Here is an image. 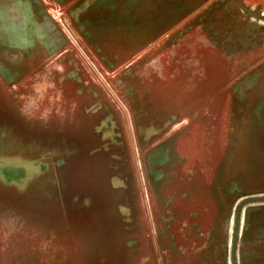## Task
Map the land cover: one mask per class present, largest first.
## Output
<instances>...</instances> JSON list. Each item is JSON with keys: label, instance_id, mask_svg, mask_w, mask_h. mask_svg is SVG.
Masks as SVG:
<instances>
[{"label": "rangeland", "instance_id": "374dc122", "mask_svg": "<svg viewBox=\"0 0 264 264\" xmlns=\"http://www.w3.org/2000/svg\"><path fill=\"white\" fill-rule=\"evenodd\" d=\"M0 264H264V0H0Z\"/></svg>", "mask_w": 264, "mask_h": 264}]
</instances>
